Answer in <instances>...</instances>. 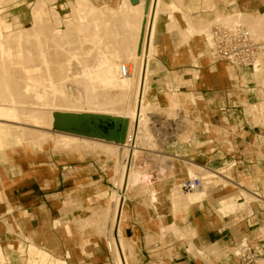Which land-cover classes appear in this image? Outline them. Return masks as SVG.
Wrapping results in <instances>:
<instances>
[{
    "label": "bare ground",
    "instance_id": "bare-ground-1",
    "mask_svg": "<svg viewBox=\"0 0 264 264\" xmlns=\"http://www.w3.org/2000/svg\"><path fill=\"white\" fill-rule=\"evenodd\" d=\"M58 1L36 0L31 8L34 16L32 17L34 19L32 25L21 26L20 14L9 12L15 8H19L18 11L21 10L20 0H0L1 145H10L9 139L13 138L14 142H17L18 145L26 149L28 154L32 155L33 152L38 151V148H45L49 137L54 136L55 141L62 144L59 146L63 150V147L66 146L69 148L71 146H85L84 148L88 152H92L95 148L115 158L112 179L115 186L119 190L124 189L126 193L121 195L117 189L110 191L108 198L102 205L89 208L90 216L76 220L81 227L95 226L97 232L102 234L107 232L108 238L106 240L114 258V264H130L129 257L132 255V248L124 235V225L129 210L126 201L129 199L136 200L133 196L127 197L126 195L138 184H140L137 189L139 193L147 194L149 198L141 203L136 202L134 213H140L136 212L138 211L137 205L150 207L157 214L156 223L162 226V217L165 214L158 213L156 205L164 204L168 200L171 218L173 220L179 218L185 222L187 231L182 240H186L184 245L186 250L195 259L207 261L209 258L208 255H205L206 249L204 250L196 244L197 229L188 223L192 208L197 206L199 209L205 210V202H208L211 205V208L207 210L208 213L212 212L217 218L226 220L227 223L232 224V227H236L235 221L238 219L236 214L225 216L224 212L214 210L210 201L213 185L222 182L229 187H239V194L244 200L241 210L248 218L254 214V202L261 207L264 206V192H257L256 188H243L246 182H236V177L229 173V170L227 173L221 174L212 167L186 158L189 156L186 150L179 151L176 149L174 153L161 150L162 154L160 155L161 151H158L157 147L154 148L155 145L165 144V141L157 140L153 128L155 121L152 114L155 109L166 111L168 112L166 114L174 116L173 119L176 121H187L190 125H193L195 121L201 122L202 119L209 118V114L205 111H201L199 116L193 119H182L184 116H180L181 110L188 103H194L196 99L200 98L199 95L192 92L170 91L169 94L165 93L164 104L158 99L155 102H149L148 95L152 88L150 85L151 62L154 56L153 42L157 20L160 15H168L167 18L169 17L170 21L165 24V27L168 30H178L183 46L185 44L192 47L193 45L189 44L190 38L197 37L199 42L193 49L206 55L208 52H206L204 45L206 44L208 49L212 45L210 33L214 25L243 24L248 27L255 39L258 38L257 40H259L263 37L264 7L259 14H253L241 10L239 7L234 10L230 6L229 0H219L218 3L215 2L216 0H189L193 13L209 12L208 15H212V18L207 15L208 19L202 20L199 16L193 17V15L185 12L181 4L182 0H131V2L117 0V7L115 8L108 3L109 0H104L106 5L102 7H97L91 0H67L66 5L70 8L71 14L63 20L57 6H55ZM220 2L226 4L224 11L219 8ZM11 3L12 7H10ZM5 12L8 14L4 16ZM176 12L179 13L178 18L175 16ZM7 16H12L15 21L8 22L5 19ZM62 24H64L65 29H59ZM53 44L57 47L56 49L60 48V51L65 53L63 52L64 54H61L60 57L61 52L58 50L60 53L55 52L56 56L54 52L51 54L50 47L52 48ZM75 45L77 48L74 47ZM165 49H168L167 45L156 47V53L163 52ZM189 60L197 63L196 55L189 56ZM204 61L207 63V60ZM123 63H129L131 66L132 74L128 77L120 75V68ZM191 71H194L195 76H190ZM209 71L208 76H211L210 73L215 71L214 65ZM216 71L220 75H226L236 85L240 86L241 82L244 94L238 98L243 101L250 98L251 90L255 93L258 103L251 105V115L254 122L264 120V57L256 68L247 67L238 72L228 64L222 69H216ZM186 73L190 76L189 78H183V76L176 74L174 81L168 75L167 77L170 79H168L166 87L171 89L172 84L175 83H177V87L181 85L191 86L194 85L193 78L199 80L205 77L196 69H187ZM14 75L16 78L17 75L20 76L22 80L15 81ZM11 80L16 82V86L18 82L20 83L18 85V87L20 86L19 90L14 88L15 84H13L12 91ZM245 84H247V88L252 89L245 88ZM79 85H83V88ZM14 90L18 91L14 92ZM110 95H112L111 97L118 95L120 99L113 100ZM130 98L132 99L130 100ZM27 99L31 102H26ZM101 103L106 105L102 111L99 109L96 111V108L95 110L87 108L92 104H94L92 107L102 106ZM253 107H256L257 110H253ZM91 114L107 115L126 120L127 129L124 142L120 143L112 139L92 136L84 129L75 127L84 126L85 123L94 121ZM45 122L50 125L56 123L63 127V130H57L62 133L56 134L49 131L51 128H43ZM14 126L17 127V130L14 129ZM206 129L209 131V121H204V130ZM184 132L189 133L190 137L186 139L184 136L186 140L184 142L181 140L182 142L179 144L182 146L192 144L198 147L193 142V139L197 138L195 133L190 128H183ZM181 135L177 134L176 138L179 139ZM58 147L56 149H59ZM256 147L259 150L260 144H257ZM146 150L158 152L156 155L161 162L162 160L182 161L185 166L186 177L200 176L202 187L193 191H186L182 189L181 182L176 180L171 185L161 184L159 189L155 190L151 180L153 178L151 173L154 171L150 173L151 175H146L142 169L144 163L147 162L140 158ZM149 154L153 155L152 152ZM127 158L128 162L126 163ZM159 170L162 171V167ZM250 178L251 187L260 181L259 178L252 179V176ZM208 179L211 180V185L207 184ZM227 203V195L218 199L219 205ZM65 211L67 212V208ZM173 227L176 233L177 230L184 228L178 226L175 221H173ZM9 231H13L11 226H9ZM239 231L244 237H247L248 232L246 230L240 229ZM256 231L258 232V234L255 233L256 236L264 237V224L259 225ZM210 246L213 252L220 253V256L221 254L228 256L229 252L235 251L228 246L221 247L217 242L211 243ZM80 247L83 251V246ZM30 253L33 259L31 261H35L33 264H68L64 259L44 251L33 241L30 242ZM36 256L38 257L37 260L34 259ZM261 262L264 263V259Z\"/></svg>",
    "mask_w": 264,
    "mask_h": 264
},
{
    "label": "crops",
    "instance_id": "crops-1",
    "mask_svg": "<svg viewBox=\"0 0 264 264\" xmlns=\"http://www.w3.org/2000/svg\"><path fill=\"white\" fill-rule=\"evenodd\" d=\"M183 1L184 3H190L189 0ZM220 3L219 8L221 11H224L226 9V4L223 2ZM230 6H237L241 10L248 11L253 14H259L264 7V0H234ZM187 13L193 15L191 7L190 12ZM208 14L210 13L197 12V16H199V18L202 20H207L208 17L212 18V15ZM165 28L166 27H164L165 33L168 31V39L167 42H165V45L169 46L170 43L173 45V43L176 41L175 37H177V40H181V35L178 30L167 29L166 31ZM173 31L176 33H172ZM190 40L194 41L195 45L199 42L197 37H191ZM195 45L186 50L187 57L181 61L174 62V60H172L169 55L165 53L167 54L166 65L171 69L181 66L193 68V64H198V58H203V64H201L199 68L205 72V74L203 73L205 77L199 80L193 78L194 86H190V88L196 91L197 87L200 86V89L199 91L192 93L200 96V98L196 99V101L214 100L219 106L222 105L220 107V111H225L224 107L227 104V96L230 95L229 93H226L229 81L227 80L228 78H226L224 75H220L216 71L218 68L222 69L220 65L222 62H213L215 71L210 73L213 78L208 77V72L210 71L207 70L209 68V63L212 61L210 60L209 56H207L208 53L205 55L204 53L194 51L193 47ZM204 48L208 49L207 45H204ZM192 54L196 55L197 63L191 62L189 60V56ZM204 56H206L207 59H205ZM204 60H207V63ZM239 87H241V82ZM171 91L180 93L179 87L177 86ZM251 99H254L255 101L252 102L250 99L244 101L248 108L251 107V103L258 101L255 93L253 92H251ZM196 101L194 103H196ZM201 111L204 110H200V112ZM205 112L209 114L207 108ZM204 121H207V119L201 120L200 123L202 125L200 131H193L195 134L200 132V136L197 138L200 140V142H202V145L200 147H196L191 144L189 148L195 147L203 149L215 142L214 140L209 139V131L207 129L204 130ZM246 124L247 125L238 123L237 125L238 132H243L238 134L239 142L236 144L237 150L230 161L234 167L236 166L238 169V174L236 176V182L238 183L241 182L244 177L254 176L251 175L253 173L252 170H254L257 166H260V160H263L264 162V156L262 154L261 158L259 159L250 153V148H257L256 145L260 144V142H263L261 139L259 141L251 140L252 137L256 135L262 137L260 134H257L258 131H262V128L255 127L254 125L256 124L253 120L251 123L248 122ZM9 140L10 145L8 146H2L0 143L1 150H4L0 152V196L2 198L0 200V258H4L7 261V263L0 264H13V253H18L20 257H23V262L18 264H28V260H32V255L30 253L31 241H33L41 249L43 248L44 251L51 253L56 257L59 256L55 255L51 249L55 253L61 254L62 257L60 258L67 261L68 264H72L70 263L72 252H77L78 249L81 250V247L76 246L77 250H75V247L71 248V250L70 247L71 245H75L80 242L73 239L80 235L82 236V255L86 257L92 256V253L85 251L87 241L94 245L92 251L94 252L95 260L94 263L91 264H114V258L110 248H108L109 246L106 240L108 238L107 234L105 232L104 234L99 233V231L97 232V228L95 226L81 227L76 222L78 219L90 216L91 211L89 208H92V206L95 207L96 203L101 197L97 187H92L91 190H89V192L92 194H89V192L85 193V191L81 189L71 190L69 187H67L69 184L68 180L75 178V175H73L76 173L75 170L78 168L81 170L82 167L76 164L72 165L71 163H73V161H71V159L63 153L56 155L55 153L50 155L46 153L45 155H42L40 159H38V157L28 154L25 148H23L21 145H17V142H15V145L12 146L13 143L11 140H14L13 138H10ZM178 142L179 141L176 137L171 138L169 139L167 145L174 146L176 148H184V146L180 145ZM216 142L218 144V141ZM88 159V167L92 169V171L97 173L102 170V156L92 157L89 154ZM200 164L210 167L208 164L207 153L201 152ZM213 169L218 171V168ZM68 171L71 173L70 177L67 178L66 172ZM219 185L220 183L215 185L213 191L215 189L217 190ZM235 189L238 191L239 187H230L228 191L221 187L218 189L217 193L224 195L232 193L231 191H234ZM86 195H91V197L86 198L89 205L84 207L83 199L81 201L77 197L81 198L85 197ZM132 202L135 201L130 199L126 201V206L129 209L131 218L128 221L126 219L124 225V235L130 242L132 248V255L129 257L130 264L198 263L197 258L195 259V257H193L187 250L186 254L175 250L173 243L168 245L169 248L167 251L162 252L161 255H157L156 251L159 249L160 241L155 240L154 235L148 234L145 231V229L148 227L158 228L156 223L157 214L154 209L150 207H144L143 205H137L138 211L136 212L140 213L135 214L134 212L136 203L132 204ZM205 205V208L207 209L208 202H205ZM66 208L67 212L65 211ZM206 211L207 210H201L197 206H194L188 217V223L197 229L195 236L196 244L208 243L211 239H213L221 246L228 243V241L232 243L244 237L241 232H238L235 235L229 234L228 236L227 234L229 231L225 233V229L221 228V226L224 224V221L217 218L216 216L212 217L208 214V212L206 213ZM164 213L165 215L162 217V222L165 219L164 221L168 224L175 221L178 226H185V222L181 219L177 218L176 220H173L170 217V210H164ZM9 226L12 227L13 231H9ZM17 228H19L20 231H18ZM93 228L95 230H93ZM255 231L256 229L254 231L249 230L246 235L249 237L258 238L259 235L256 236ZM20 233L23 235H19L18 237L17 235ZM73 233L75 234L74 236ZM102 235L103 237H101ZM156 235L158 236V234ZM37 242L41 245H38ZM14 244L17 245L15 246ZM43 245H46L50 250L45 246L42 247ZM211 256H209L208 260L211 259ZM34 259L37 260L38 257L36 256ZM75 259L76 258H74V260Z\"/></svg>",
    "mask_w": 264,
    "mask_h": 264
},
{
    "label": "rangeland",
    "instance_id": "rangeland-1",
    "mask_svg": "<svg viewBox=\"0 0 264 264\" xmlns=\"http://www.w3.org/2000/svg\"><path fill=\"white\" fill-rule=\"evenodd\" d=\"M91 1L97 7H102V6L106 5V1H104V0H91ZM128 1L131 2V0H128ZM166 1H168V0H166ZM233 1L234 0H229L230 3H232ZM35 2H36V0H20V3L22 4L21 8H20L21 10L18 11L19 8L18 9L15 8L13 10H10L9 12H11V13L18 12L20 14L19 22L21 23V26H26V25L30 26V25H32V23L34 21V19L32 18L34 16H33V13L31 12V8L35 4ZM130 2H128V3H130ZM215 2L218 3L219 0H216ZM66 3H67V0H59L57 2V4L55 5V6H57V10L59 11L63 20L66 17H69L71 14L70 8L66 5ZM108 3L111 4V6L114 8L117 7V4H116L117 0H109ZM126 3H127V1H126ZM181 4L183 5L182 7H183V10H185V12H190V5H191L190 3H184V1L182 0ZM10 7H12V3L10 5ZM236 8H237V6L233 7L234 10H236ZM7 14H8V12H5L3 15L5 16ZM167 16L168 15H166V14L160 15L158 20H157V29H156V33H155V39L153 42V55L154 56H153V60L151 62V68H152L151 77L152 78L150 81V85L152 86V88L150 89V92L148 95V100L151 103L155 102V100L158 99L159 102L164 104L165 100H166V94H169L170 91L175 89V87L177 86V83L172 84L171 90L166 87V82L168 81L167 80L168 75L174 81L176 74L183 76V78H187V77L189 78L191 75L195 76L193 74L194 71H191L192 73L190 72V76H189L186 73L187 69H189V70L190 69L191 70L196 69V70H199L201 73L205 74V72L201 68H199V66L201 64H203V58H201V57L198 58V64H193L194 65L193 68H189L187 66H181L178 68H172L171 69V68L167 67V65H166L167 54L169 55V57L172 60H174V62L175 61H181L187 57L186 49L190 46L185 45V44L183 46V43L180 40H177V37H175L176 41L173 43V45L171 43L169 44L168 49H165L163 52H159V53L155 54L156 46L158 48L164 47L165 42H167V39H168L167 28H165L167 31L166 33L164 30L165 24L170 21L169 17L167 18ZM175 16L178 18L179 14L176 12ZM196 16H197V14L193 13V17H196ZM5 19L8 22H14L15 21V19L12 18V16H7V17H5ZM59 29H65L64 24L60 25ZM172 33L175 34L176 32L173 31ZM259 40L264 41V36L259 38ZM189 44L192 46V45H195V42L191 41V42H189ZM74 47L77 48L76 45ZM56 48L57 47L55 46V44L52 45V48L50 47V51H51L50 53L53 54L52 52H54L55 56H56V53L61 50L60 48L59 49H56ZM205 49H206V52H208V49L207 48H205ZM60 52H58V53H60L59 57L65 53L64 51H60ZM50 53H49V55H50ZM165 53H167V54H165ZM204 58L207 59L206 56H204ZM220 65L223 68L225 65H228V64L221 63ZM211 66H213V62L209 63V68L207 71H209ZM15 76L16 75H14L13 77H15ZM224 76L227 78L226 75H224ZM208 77H212V76H208ZM1 79L2 78H0V80ZM14 79H16L15 81H17L19 79L22 80L21 77L18 75H17V78L15 77ZM227 80L229 81V85H228V89H226L227 90L226 93H229L230 95L227 96V104L224 107L225 111L224 110L220 111V107L222 105L219 106L218 103H216L214 100H210V101L209 100H203V101L197 100L196 103H188L185 106V108L183 110H181V113L179 112L180 116L181 115L184 116V117L181 116L182 119H184V118L185 119H187V118L193 119V118H195V117L197 118L199 116L200 110L206 111V108H207V110L209 112V118L207 119V121H209V134L208 135H209L210 140L215 141L213 144H210L208 147H205L203 149L195 148V147L189 148V146H190L189 144H187L186 146L183 145L184 148L183 147L182 148H176V147H172V146H168V145H160V146L155 145L154 148L157 147L158 151L162 150L164 152H169V153H174V151L176 149L179 151H185L186 150L187 153H189V157H186V158L194 159L198 163H200V160H201V152L207 153L208 154V164L210 167L218 168L217 170L221 174H225L229 170L228 172L233 174L236 177L238 174V169L236 168V166L234 167L230 161L232 160V156L235 155L236 150H237L236 144H238V142H239L238 141L239 140L238 134L243 132V131L238 132L237 125H238V123H242L243 125H247L246 123H248V122L251 123L253 118L251 115V110H252L251 107L248 108L242 99H240V101H239L238 97L243 96V94H244L243 88L239 87V85H236L233 80H230L229 78ZM11 82L12 83H10V85L12 84L11 85L12 91H13L12 86L14 87L13 84H15L14 88L18 89L20 87V86L18 87V85L20 84L19 82H18L17 86H16V82L14 83V81H12V80H11ZM191 86H194V85H191ZM246 86H247V84H245V88H247ZM80 87L83 88V85ZM248 88H250V87H248ZM199 89H200V86L197 87L196 91H199ZM250 89H252V88H250ZM18 90H14V92H16ZM196 91L191 89L190 86H188V85H181L179 87L180 93H190V92H196ZM251 92H253V91L251 90ZM111 96L112 95H110V97ZM115 96H117V97H115ZM115 96H113L111 98H113V100H119L120 99V97L118 95H115ZM131 99L132 98H130V100ZM249 99L252 102L255 101L254 99H251V93H250ZM229 100H230V104H229ZM23 101H25V100H23ZM26 102H31V101L30 100L28 101V99H27ZM256 103H258V101H256L255 103H251V104H256ZM101 104H102V106H98V107H92V106H94V104H92V106L89 105L87 108H89L91 110H93V109L95 110V108H96V111L98 109L100 111H102L103 109H105L106 105L104 104L105 105V107H104L103 103H101ZM234 105H236V106H234ZM150 110L152 111V109H150ZM253 110H257V108L253 107ZM166 113H168V112L155 109V111H153L152 116H153V118L155 117V119H173L174 116L166 114ZM184 122L185 123H183V124L186 125V129L190 128V130H192V131H200L201 130L202 124L199 121H195L193 125H190L189 123H187V121H184ZM45 123H44L43 128H51L49 131L55 132L56 134L62 133V132H59L57 130H63V127L58 126L56 123H53L52 125H50L48 122H45ZM254 123L264 127V120L263 119H261L258 122H254ZM15 126H14V129L17 130V127H15ZM16 134H17V132H16ZM257 134H260L262 137H259L256 135V136H253L251 140L259 141L260 139L261 140L264 139L263 138L264 134L262 131H258ZM195 135H196V137L200 136V132L196 133ZM184 136L187 139L188 137H190V134L186 133V132H184V133L182 132V135L178 139V141H179L178 143H181L182 141L184 142V140H186ZM216 141H218V144ZM11 142L13 143L12 146H14L15 145L14 140H11ZM55 142L56 141H55L54 136L49 137V139L47 140L46 147L43 149L38 148V151L33 152L32 156L35 155L36 157H38V159H40V157L42 155H45L46 153L49 155L52 153H55V155L63 153V154H66L71 159V161H73V163H71L72 165L76 164V165L81 166L82 167L81 170L79 168L77 170H75L76 173L73 174V175H75V178L68 180L69 184L67 185V187H69L71 190L81 189V190L85 191V193H88L92 187H97L99 189V193L101 194V197L99 198L98 202L96 203L97 207L102 205V203L105 201V199L108 198L109 192L112 190L117 189L119 191V194H121V195L126 193L124 191V189L119 190L115 186V182L112 179L113 172H114V161H115V158L113 156L111 157L102 151L96 150L95 148L93 149L92 152H90V151L88 152L86 150V148H84L85 146H83V147L82 146H79V147L75 146L77 148L71 146L69 148V146L67 147L66 145L63 144V146L67 147V149H66V147H63L64 148V150H63L62 147H60V146H62V144L61 143L58 144L57 142L56 143ZM193 142L198 147H200L202 145V142H200V140L198 138H195V140L193 139ZM56 147H58L59 149H56ZM159 148H160V150H159ZM39 150H41V151H39ZM2 151H4V150H1V147H0V152H2ZM162 151H161V153H159L160 155L162 154ZM150 152H152V151H150ZM152 153H153V155L152 154L151 155L150 154L145 155L146 158L144 160L147 163L146 164L144 163V165H143L144 168L142 167V169L146 175L147 174L153 175V178L151 180L153 182L152 187H154L155 190H158L160 185L164 184V183L171 185L176 180L180 181L181 183L183 182V180L186 177V173H185V166L182 163V161L162 160V162H161L159 160V157L156 155V154H158V152L154 151ZM250 153H252L255 157H258L259 159L261 158V154L263 155V153L262 152L260 153V151L255 147L253 149L250 148ZM89 154L92 157L102 156V160H103L102 161V170L95 173L94 171H92V169H90L88 167V164H89L88 155ZM223 162H224V164H223ZM260 162H261L260 166H257L254 170H252L253 173L251 174V175H254V176H252V179L259 178L260 181H257L256 185L255 186L252 185V187H251V183H250V181H251L250 176L244 177L242 179V181H245L246 182L245 185L247 186L246 187L244 185L243 188L244 187L247 189L256 188L257 192L263 193L264 192V183H263L264 182V162H263V160H260ZM160 167H162V171L159 170ZM145 168H146V172H145ZM152 171H154V172L151 173ZM226 175H228V174H226ZM66 177L67 178L70 177V174L68 172H66ZM73 181H75V182H73ZM219 183H220V185L218 186V189L221 187H223L224 190H227V191H228V189H230L229 186L223 184L222 182H219ZM207 184L211 185V180L208 179ZM215 185H217V184H215ZM215 185H213V187H215ZM139 187H140V184L136 185L135 187H133V189L131 191H129V194L126 195L127 197H129L131 195L136 200L135 202H132V204H135L136 202L141 203L146 198H149V196L147 194L143 195V194L139 193V191L137 190ZM218 189L211 191L210 201L212 202V206H213L214 210L224 212L225 216H228V215L232 216V215L236 214L238 217V219H236V221H235L237 224L236 227H232V224L227 223L226 220L224 221V224L221 226V228L225 229V231H224L225 233L229 231V233L227 234L228 236H229V234L235 235L236 233L240 232L239 231L240 229L246 230L247 232H249V230L254 231L255 229H257V227H259V225L264 224V206H262L263 207L262 208L261 205L259 206L256 202H254L253 203L254 214L250 218H248L245 216L244 212L241 210L244 200H243L242 196L239 194V190L237 191L235 189L234 191H231L232 193L220 195V193H217ZM89 194H92V193L89 192ZM161 195L164 196L163 193H161ZM226 195L228 198V203L225 205H219L218 199H221V198L225 197ZM88 197H91V195H86L85 197H81V198L77 197V198H79V200H81V201L83 199V201H84L83 205H84V207H87L89 205V203L87 202L86 198H88ZM56 198H58V197H56ZM160 205H162V206H160ZM156 207H157L156 211L158 213L165 214L164 210H170V203L167 200L164 202V204H157ZM239 207H240V209H239ZM209 208H211V205L208 203L207 209H205V210H208ZM206 213H207V211H206ZM208 214L211 216L213 215L212 217L215 216L214 213H212V212H210ZM170 217H171V211H170ZM130 218H131V214L128 210L127 221ZM164 220H163L162 226L161 225L159 226V224L157 223L158 228L148 227L145 229V231L148 234L154 235L155 240L160 241L159 249L156 251V254L161 255L162 252L167 251L169 248L168 245L170 243H173V247L175 250H178L181 253L186 254L187 253L186 248H184L186 240L185 239L182 240L183 236L185 235L184 233L187 231L185 229V226H183L184 227L183 229L177 230V233H176L175 229H173L174 228L173 222L168 224ZM93 230H95V229L93 228ZM106 231H108L107 228H106ZM255 233L258 234L257 231H255ZM106 234H107V232H106ZM156 234H158V236ZM74 235L75 234L73 233V236ZM101 237H103V236H101ZM73 239L80 241V242L78 244L71 245L70 249L75 247V250H77L76 246L82 245V242H81L82 236L80 235V236H77L76 238H73ZM213 241L214 240L211 239L208 243H197V246L204 248V250L206 249L205 255H208V258L211 255H213L214 257L216 255H217L216 257L220 256L219 255L220 253L216 254L213 252L212 248H210L211 247L210 244L216 242V241H214V242ZM14 245L16 246L17 244H14ZM38 245H41V244L38 243ZM43 246L48 248L46 245H43ZM226 246H228V247L231 246L230 241H228V243H226L224 245H221V247H226ZM93 247H94V245L90 244L87 241L85 248H86V251L88 253H92V256L86 257V256L82 255L81 250L78 249L77 252H72V254H71L72 258H71L70 263H72V264H91V263H94L95 258H94V252L92 251ZM207 249L208 250L210 249L209 253H207V251H208ZM51 251L55 255L62 257L61 254L55 253L52 249H51ZM221 256H223V255L221 254ZM12 257H14V259H12L13 264H18V263L23 262V257H20L18 253H13ZM74 258H76V259L74 260ZM197 261H198L197 264H200L201 259L197 258ZM34 262L35 261L28 260V264L29 263L33 264ZM0 263H7V261L4 258H0Z\"/></svg>",
    "mask_w": 264,
    "mask_h": 264
},
{
    "label": "built area",
    "instance_id": "built-area-1",
    "mask_svg": "<svg viewBox=\"0 0 264 264\" xmlns=\"http://www.w3.org/2000/svg\"><path fill=\"white\" fill-rule=\"evenodd\" d=\"M210 38L212 41V45L208 49L210 60L214 63L230 64L238 72L247 67L256 68L264 57V41L255 39L248 27L243 24L233 26L214 25L211 28ZM131 74L130 64L123 63L120 68V75L128 77ZM153 120L155 121L153 128L156 138L158 137V141H165L164 145H167L169 139L175 138L177 134H182L183 128H186V125L183 124L185 122L181 120L155 119V117ZM254 126L261 127L264 134L263 126L257 124ZM124 144L127 146L126 143ZM259 151L264 156V139L263 142H260ZM147 154H149L148 150L141 158L145 159ZM127 162L128 158L126 159ZM68 173L71 172L68 171ZM181 186L186 191H193L202 187V179L200 176L186 177ZM17 230L20 231L19 228ZM17 236L19 237V235ZM229 247L235 251L229 252L228 256L216 258L212 255L210 260H201L200 264H264L261 262L264 259V237L260 235L258 238L242 237L238 241L232 242Z\"/></svg>",
    "mask_w": 264,
    "mask_h": 264
},
{
    "label": "water",
    "instance_id": "water-1",
    "mask_svg": "<svg viewBox=\"0 0 264 264\" xmlns=\"http://www.w3.org/2000/svg\"><path fill=\"white\" fill-rule=\"evenodd\" d=\"M94 121L85 123L84 126L80 125L76 128H82L89 135L112 139L121 142L125 138L127 122L124 119L112 118L107 115L91 114Z\"/></svg>",
    "mask_w": 264,
    "mask_h": 264
}]
</instances>
